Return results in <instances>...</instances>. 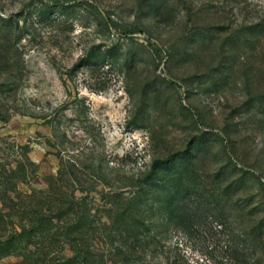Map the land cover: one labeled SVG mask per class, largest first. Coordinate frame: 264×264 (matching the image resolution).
<instances>
[{"label":"rangeland","instance_id":"obj_1","mask_svg":"<svg viewBox=\"0 0 264 264\" xmlns=\"http://www.w3.org/2000/svg\"><path fill=\"white\" fill-rule=\"evenodd\" d=\"M50 189L109 257L139 203L117 264H264V0H0V214Z\"/></svg>","mask_w":264,"mask_h":264},{"label":"trees","instance_id":"obj_2","mask_svg":"<svg viewBox=\"0 0 264 264\" xmlns=\"http://www.w3.org/2000/svg\"><path fill=\"white\" fill-rule=\"evenodd\" d=\"M18 199L19 209L14 213L18 222H6L4 218L9 214H0V260L15 256L19 260L13 264H117L119 254L124 255L121 261L126 262V258H133L138 252L140 244H151L149 233L152 229L147 225L144 228L143 208L137 201L126 207L117 202L112 207L107 237L110 236L113 243L120 238L124 241L121 245L116 243L114 252H117L110 253L109 257L98 253L100 245L91 239L94 228L89 211L76 209L74 200L70 201L72 207L64 210L67 203L64 194L53 189L19 192ZM59 244L71 245L73 254L57 255L53 248Z\"/></svg>","mask_w":264,"mask_h":264}]
</instances>
